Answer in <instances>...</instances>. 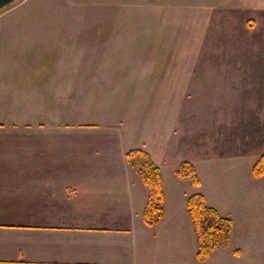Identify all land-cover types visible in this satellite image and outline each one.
<instances>
[{"label": "rangeland", "instance_id": "1", "mask_svg": "<svg viewBox=\"0 0 264 264\" xmlns=\"http://www.w3.org/2000/svg\"><path fill=\"white\" fill-rule=\"evenodd\" d=\"M258 1L18 0L0 11V85L8 84L13 105L10 112L0 107V120L78 122L126 154L151 156L162 137L179 161L176 171L188 162L198 175L200 160L259 159L264 0ZM251 7L260 10L246 11ZM216 59L221 65H213ZM213 68L223 74L217 83ZM19 99L24 106H16ZM211 166L204 162L205 179Z\"/></svg>", "mask_w": 264, "mask_h": 264}, {"label": "crops", "instance_id": "2", "mask_svg": "<svg viewBox=\"0 0 264 264\" xmlns=\"http://www.w3.org/2000/svg\"><path fill=\"white\" fill-rule=\"evenodd\" d=\"M222 76L221 68L210 72L212 82ZM257 80L264 94V79ZM7 86L0 85V107L10 112ZM89 129L78 122L0 120V264H264V177L253 176L259 155L200 160L202 184L193 188L177 179L179 161L161 137L148 149L163 175L165 213L147 226V191L128 166L126 149L90 137ZM204 162L212 165L207 179ZM195 192L234 224L229 247L205 263L197 261L187 210Z\"/></svg>", "mask_w": 264, "mask_h": 264}, {"label": "trees", "instance_id": "3", "mask_svg": "<svg viewBox=\"0 0 264 264\" xmlns=\"http://www.w3.org/2000/svg\"><path fill=\"white\" fill-rule=\"evenodd\" d=\"M126 160L138 175L147 190V202L143 211V221L147 226L157 225L165 213V192L160 167L151 156L142 150H132L126 154ZM256 179L264 177V154L253 167ZM179 181L189 183L194 188L201 186V180L194 166L183 162L176 171ZM187 210L193 221L197 238V261H208L217 250H225L231 242L234 224L230 218L223 217L210 207L203 194L198 193L187 201Z\"/></svg>", "mask_w": 264, "mask_h": 264}, {"label": "water", "instance_id": "4", "mask_svg": "<svg viewBox=\"0 0 264 264\" xmlns=\"http://www.w3.org/2000/svg\"><path fill=\"white\" fill-rule=\"evenodd\" d=\"M18 0H0V11L8 8Z\"/></svg>", "mask_w": 264, "mask_h": 264}]
</instances>
